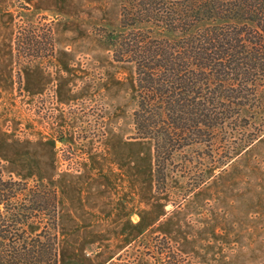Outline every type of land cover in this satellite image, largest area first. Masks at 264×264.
I'll list each match as a JSON object with an SVG mask.
<instances>
[{
  "label": "rangeland",
  "instance_id": "rangeland-1",
  "mask_svg": "<svg viewBox=\"0 0 264 264\" xmlns=\"http://www.w3.org/2000/svg\"><path fill=\"white\" fill-rule=\"evenodd\" d=\"M137 5L0 0L17 88L9 96L3 76L2 172L57 191L58 264H264V74L227 131L174 151L167 137L156 165L157 127L147 137L137 122V66L110 44L136 33L121 24Z\"/></svg>",
  "mask_w": 264,
  "mask_h": 264
},
{
  "label": "trees",
  "instance_id": "trees-1",
  "mask_svg": "<svg viewBox=\"0 0 264 264\" xmlns=\"http://www.w3.org/2000/svg\"><path fill=\"white\" fill-rule=\"evenodd\" d=\"M129 1L138 5L123 10L121 26L136 33L110 44L117 61L137 66V122L147 137L157 127L158 165L162 147L172 151L167 137L173 151L206 145L250 105L245 84L264 74V0H181L179 9L173 0ZM155 116L167 126L152 124ZM58 204L55 188L6 178L0 167V264H58ZM31 224L43 226L34 237Z\"/></svg>",
  "mask_w": 264,
  "mask_h": 264
},
{
  "label": "crops",
  "instance_id": "crops-1",
  "mask_svg": "<svg viewBox=\"0 0 264 264\" xmlns=\"http://www.w3.org/2000/svg\"><path fill=\"white\" fill-rule=\"evenodd\" d=\"M33 5L35 6V8L37 7V1L36 3H33ZM14 55H13V51L12 50H9L8 47L6 48L5 46V49H0V84L2 86H5V81L4 80V77L5 76L7 79L6 80H9L11 78V83L9 85L6 84V89H8V86L10 87V93L11 95L9 96H12L14 94V91L17 89L16 86H15V82H14V76L12 77L10 74H13L15 73L14 72ZM0 103L4 105H7L8 104V90L7 92H4V94L0 95ZM1 106V105H0ZM5 114L2 115L1 113V117H0V121L3 120H6V115L4 116Z\"/></svg>",
  "mask_w": 264,
  "mask_h": 264
}]
</instances>
